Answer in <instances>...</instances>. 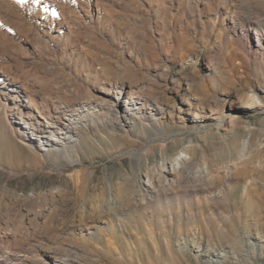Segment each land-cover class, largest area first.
Segmentation results:
<instances>
[{"label": "rangeland", "instance_id": "rangeland-1", "mask_svg": "<svg viewBox=\"0 0 264 264\" xmlns=\"http://www.w3.org/2000/svg\"><path fill=\"white\" fill-rule=\"evenodd\" d=\"M138 1L144 10L156 2ZM247 6L258 13L264 0H217L209 13L192 11L171 43L170 28L156 32L164 49L147 39L162 17L157 7L121 21L113 35L120 45L96 69L113 81L139 74L153 109L143 119L105 115L85 126L78 157L20 140L0 111L2 220L18 208L41 212L37 247L60 250L69 264H264V54L245 35ZM168 14L166 21L183 19ZM37 64L18 70L35 102L53 80L69 82L60 72L43 78ZM182 152L192 162L173 179L161 166Z\"/></svg>", "mask_w": 264, "mask_h": 264}, {"label": "bare ground", "instance_id": "bare-ground-1", "mask_svg": "<svg viewBox=\"0 0 264 264\" xmlns=\"http://www.w3.org/2000/svg\"><path fill=\"white\" fill-rule=\"evenodd\" d=\"M124 1L0 0V49L3 51L0 54V111L14 119L15 126L11 130L14 136L30 144L37 143L43 151L54 148L62 155L73 151V154L70 153L78 157L74 145L80 142L85 126L103 121L105 115L143 119L144 114L153 109L145 102L146 79L134 74L131 81H113L101 78L102 72L96 69L101 54L112 45H120L113 35L120 30L121 21H134L140 11L149 13L157 7L162 17L156 18L157 31L153 30L147 39L152 49H157V46L164 49L165 46L157 43L156 32L163 36L164 31L170 28L172 32L166 41L171 43L177 30H188L184 18L192 11L201 15L209 13L217 5V0H155L154 6L146 2L148 6L145 11L138 0ZM126 9L130 13L124 14ZM246 10L249 25L245 35L248 39H251V34L254 35L255 49L264 54V8L258 13L250 6ZM172 11L175 15L181 14L183 19L166 21L165 13L170 15ZM171 45L169 49H172ZM90 49L95 52L89 53ZM120 54L125 55L123 51ZM5 55L11 60H7ZM138 55L144 57L141 52ZM12 60L18 63L19 68L12 65ZM32 60L40 62L39 66H35L43 78L53 77L60 72L67 76L69 82L62 77L61 81L53 80L47 96L35 102L33 88L18 73ZM81 82L86 86H73ZM254 94L250 92L251 100L255 99ZM83 99L87 102H82ZM181 154L183 156L167 160L161 166L173 179L183 172L184 165L192 162L191 156L184 152ZM19 199L21 197L14 195L13 202L17 203ZM7 211L12 210L7 208ZM13 214V218L10 214L11 218L7 220L0 217V264H23L26 256L30 255L38 257L35 264H69V255L62 254L60 250L49 248L41 253L37 247L35 238L40 227L41 212H22L18 208Z\"/></svg>", "mask_w": 264, "mask_h": 264}, {"label": "snow or ice", "instance_id": "snow-or-ice-1", "mask_svg": "<svg viewBox=\"0 0 264 264\" xmlns=\"http://www.w3.org/2000/svg\"><path fill=\"white\" fill-rule=\"evenodd\" d=\"M18 2H22V0H18Z\"/></svg>", "mask_w": 264, "mask_h": 264}]
</instances>
